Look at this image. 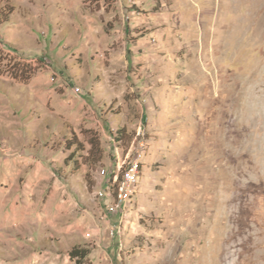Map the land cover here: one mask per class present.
Wrapping results in <instances>:
<instances>
[{
    "label": "rangeland",
    "instance_id": "rangeland-1",
    "mask_svg": "<svg viewBox=\"0 0 264 264\" xmlns=\"http://www.w3.org/2000/svg\"><path fill=\"white\" fill-rule=\"evenodd\" d=\"M0 13V189L59 179L69 221L102 230L70 264H264V0Z\"/></svg>",
    "mask_w": 264,
    "mask_h": 264
},
{
    "label": "crops",
    "instance_id": "crops-1",
    "mask_svg": "<svg viewBox=\"0 0 264 264\" xmlns=\"http://www.w3.org/2000/svg\"><path fill=\"white\" fill-rule=\"evenodd\" d=\"M45 170L38 163L37 171L11 178L14 192L0 189V264H70V247L83 244L85 235L96 240L101 235L95 222L69 221L68 201H62L65 190Z\"/></svg>",
    "mask_w": 264,
    "mask_h": 264
},
{
    "label": "trees",
    "instance_id": "trees-1",
    "mask_svg": "<svg viewBox=\"0 0 264 264\" xmlns=\"http://www.w3.org/2000/svg\"><path fill=\"white\" fill-rule=\"evenodd\" d=\"M2 14V13H0ZM4 23H7V18L5 19H2L1 16H0V25L1 24H4ZM75 139V138H74ZM88 252H86L85 249H80L78 247L76 248H73L71 251H70V256L71 258L73 259H78V260H82L84 258H86Z\"/></svg>",
    "mask_w": 264,
    "mask_h": 264
},
{
    "label": "built area",
    "instance_id": "built-area-1",
    "mask_svg": "<svg viewBox=\"0 0 264 264\" xmlns=\"http://www.w3.org/2000/svg\"><path fill=\"white\" fill-rule=\"evenodd\" d=\"M132 165H135V161L128 163V168L123 171L122 176L125 177V185L122 188V194L120 197H116L119 204L123 202L124 193L127 192V181L129 180V173L132 171Z\"/></svg>",
    "mask_w": 264,
    "mask_h": 264
},
{
    "label": "bare ground",
    "instance_id": "bare-ground-1",
    "mask_svg": "<svg viewBox=\"0 0 264 264\" xmlns=\"http://www.w3.org/2000/svg\"><path fill=\"white\" fill-rule=\"evenodd\" d=\"M132 168H136V164L135 165H132ZM122 179V180H121ZM133 181V174H130L129 173V180L127 181V188L129 187V186H131V185H133L134 184V182H132ZM119 184H120V186H119ZM124 185H125V177L124 176H122V178H120V182L118 183V185H117V187H116V196L117 197H120L121 196V192H122V188L124 187ZM130 196V195H129Z\"/></svg>",
    "mask_w": 264,
    "mask_h": 264
}]
</instances>
